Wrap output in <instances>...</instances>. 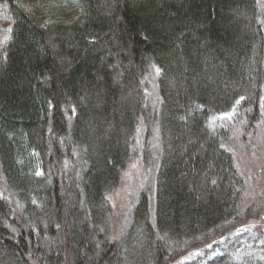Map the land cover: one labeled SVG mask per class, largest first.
Segmentation results:
<instances>
[{"label":"trees","instance_id":"obj_1","mask_svg":"<svg viewBox=\"0 0 264 264\" xmlns=\"http://www.w3.org/2000/svg\"><path fill=\"white\" fill-rule=\"evenodd\" d=\"M0 8V264H264V0Z\"/></svg>","mask_w":264,"mask_h":264},{"label":"rangeland","instance_id":"obj_2","mask_svg":"<svg viewBox=\"0 0 264 264\" xmlns=\"http://www.w3.org/2000/svg\"><path fill=\"white\" fill-rule=\"evenodd\" d=\"M7 27H8L7 18L2 14V12L0 10V38H3V36L6 34L5 31H6ZM146 79H147L146 83H147V88H148V94H149V89H150V92L152 94L151 95V98L153 100H155L156 99V92H155V90H156V88H155V73L153 71L152 72H149L148 74H146ZM262 150H260V152H259L262 155V157H260V155L258 157L255 156L254 159L257 160V161H255V163L264 162V151L262 152ZM255 163L254 162H249L248 170L251 172V174H253L252 173L251 166L254 165ZM135 180L136 179L134 178L133 179V182H132V185H133V183H134ZM252 180L255 183V186L256 187H259V186L256 185V183L261 182V178L259 176H257V177H254L253 176V179ZM127 189H129V188H127ZM127 189L124 188V189L120 190L119 194L116 197L117 198L116 201L119 203V205L121 204V206H125V207H126V202H128L127 201V197L129 196V193H128ZM253 189H255V188H253ZM120 210H124V209H120ZM215 251L217 253H219L220 252V249L219 248L218 249L216 248Z\"/></svg>","mask_w":264,"mask_h":264}]
</instances>
